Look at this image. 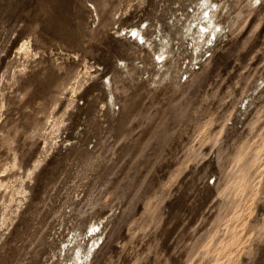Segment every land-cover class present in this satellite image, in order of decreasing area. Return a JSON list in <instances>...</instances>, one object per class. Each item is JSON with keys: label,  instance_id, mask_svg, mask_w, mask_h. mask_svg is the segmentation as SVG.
Here are the masks:
<instances>
[{"label": "rangeland", "instance_id": "374dc122", "mask_svg": "<svg viewBox=\"0 0 264 264\" xmlns=\"http://www.w3.org/2000/svg\"><path fill=\"white\" fill-rule=\"evenodd\" d=\"M182 1L0 0V264H72L100 221L90 264H264V0H226L174 80L124 73Z\"/></svg>", "mask_w": 264, "mask_h": 264}, {"label": "bare ground", "instance_id": "6f19581e", "mask_svg": "<svg viewBox=\"0 0 264 264\" xmlns=\"http://www.w3.org/2000/svg\"><path fill=\"white\" fill-rule=\"evenodd\" d=\"M199 1L200 2L197 4V6H193L197 2V0L182 1L184 5H186L187 2H190L189 5L191 7V12L188 14L185 21L182 22L180 26L178 25V29L174 36H161L158 41L152 40L147 34L148 25L146 24L134 25L128 31H126V37H129L130 40L133 39L132 52L138 56L137 58L135 57L130 59V63L125 60H121V62L124 64L123 67L121 66L122 71L125 70L124 73L129 76L140 72V75L138 76L142 77L143 73L147 71V65L151 62L142 64L141 66L140 63H142V61L138 62L141 57L140 54H137L138 52H141L144 53L149 58V60L152 61L151 65L153 72L151 75H149V77L151 76V79H148V81L159 83V81L161 80H174L177 77V74L182 67H180L178 63H180V60H184V50H182V48L186 47V45H189L190 48V64L192 60L200 59V57L203 55V50L206 49L209 43L213 42V39L219 32L223 30V28L225 29V27H222L221 24L218 23L217 18L220 17L224 9H226V0ZM256 1L258 2L261 0ZM219 12L220 14H218ZM238 17H240L239 13ZM121 31L122 29H120L119 32L121 33ZM133 33H136L137 35L134 37ZM30 43L31 41H24L20 47L22 52H24L26 55L29 52L33 51ZM85 75L90 76V72H86ZM156 77L157 80H155ZM104 86L111 93L110 102L108 101L109 104H106V110L109 113L112 112V114H115L117 112L115 108V106L117 105V101L112 90L113 86L111 87V80L107 85ZM4 184L5 183H3V185ZM7 187L11 189L10 198L2 197L1 204L4 205L5 209L8 208L9 211H13L14 207H19L17 205V202L26 198L27 194L25 195V193L27 190L22 185L16 184ZM7 203H9L10 205H7ZM13 212L17 213V210ZM18 215H21L20 211L18 212ZM103 229L105 228L104 224L101 221L91 223L90 230L89 232H87V237L90 238L88 239L86 246L82 247L80 245V242H78L72 249V264L91 263L97 249H99Z\"/></svg>", "mask_w": 264, "mask_h": 264}, {"label": "snow or ice", "instance_id": "6c2138e0", "mask_svg": "<svg viewBox=\"0 0 264 264\" xmlns=\"http://www.w3.org/2000/svg\"><path fill=\"white\" fill-rule=\"evenodd\" d=\"M137 34L136 33H133V36L135 37Z\"/></svg>", "mask_w": 264, "mask_h": 264}]
</instances>
